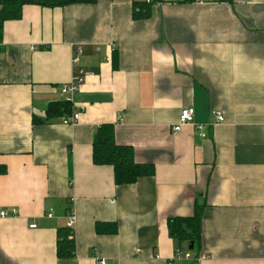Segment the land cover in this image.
Listing matches in <instances>:
<instances>
[{"label": "crops", "instance_id": "obj_1", "mask_svg": "<svg viewBox=\"0 0 264 264\" xmlns=\"http://www.w3.org/2000/svg\"><path fill=\"white\" fill-rule=\"evenodd\" d=\"M134 2L146 0L26 5L3 24L0 264H189L174 259L167 219L195 203L205 204L195 264H264V0H160L137 20ZM76 49L83 83L63 95ZM63 100L75 125L38 123ZM189 107L193 124L172 133ZM103 124L153 177L115 186L112 168L92 163ZM69 214L74 256L58 258Z\"/></svg>", "mask_w": 264, "mask_h": 264}, {"label": "trees", "instance_id": "obj_2", "mask_svg": "<svg viewBox=\"0 0 264 264\" xmlns=\"http://www.w3.org/2000/svg\"><path fill=\"white\" fill-rule=\"evenodd\" d=\"M97 0H0V41L2 39V27L5 22L17 21L21 18L22 8L26 5L40 6L43 8H62L73 4L94 5ZM151 2H134L132 18L145 19L148 17V5ZM194 0H183V2ZM227 0L226 2H231ZM73 114V106L69 100L50 103L44 112V118L38 123H44L55 118H68ZM92 163L95 166H108L113 171L115 186H127L134 184L138 179L153 177L154 167L150 164H139L134 160L133 149L129 146L118 145L114 140V131L111 124L101 125L94 133L92 139ZM5 173V167L0 166V175ZM205 209L204 203H195L193 214L190 217H169L167 219V232L173 240L174 256L189 253V264H195L198 260L200 249L201 223ZM98 234H115V224H97ZM67 228L58 231L56 243V255L58 258H71L74 256L73 239H69ZM192 245V251L188 247Z\"/></svg>", "mask_w": 264, "mask_h": 264}, {"label": "built area", "instance_id": "obj_3", "mask_svg": "<svg viewBox=\"0 0 264 264\" xmlns=\"http://www.w3.org/2000/svg\"><path fill=\"white\" fill-rule=\"evenodd\" d=\"M146 2L149 3V2H151V0H146ZM79 54H80V50L76 49L74 51L73 59H72V65L74 68V75H73L72 81L68 85L64 86L61 89V93L63 95H68V94H71V93L77 91L78 88L83 83V78H84L85 73L83 70L78 68V56H79ZM211 116L215 120V123H223L224 122L223 116L219 112H212ZM77 121H78V113H73L72 116L63 119V124L75 125L77 123ZM193 121H194V110H193V108L189 107V108L182 109L180 114H179L178 123L172 127V133L179 132L181 127H183L185 125H192ZM195 129L198 131V136L200 138H205L206 134L203 132V126L196 125ZM11 215L14 216L15 211H12ZM52 216H53V213L51 211L46 215V217H48V218H51ZM6 217H7V214L5 212H0V218H6ZM74 223H75L74 216L72 214H69L67 217V223H66V228L70 232L69 233V239H73ZM35 227H36V225H34V224L29 226L30 229H35ZM174 259L177 261H182V260H189L191 258H190L189 253H185L183 255H180L178 253V254H176V256H174ZM96 264H105V262H104V260L99 259L96 261Z\"/></svg>", "mask_w": 264, "mask_h": 264}, {"label": "water", "instance_id": "obj_4", "mask_svg": "<svg viewBox=\"0 0 264 264\" xmlns=\"http://www.w3.org/2000/svg\"><path fill=\"white\" fill-rule=\"evenodd\" d=\"M209 1H212V2H226L227 0H209ZM188 250H189V251H192V245H190V246L188 247Z\"/></svg>", "mask_w": 264, "mask_h": 264}]
</instances>
